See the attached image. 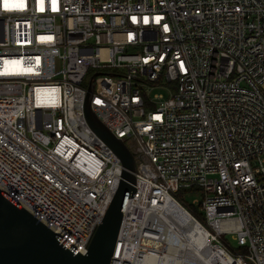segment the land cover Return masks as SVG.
I'll return each instance as SVG.
<instances>
[{
  "label": "built area",
  "instance_id": "built-area-1",
  "mask_svg": "<svg viewBox=\"0 0 264 264\" xmlns=\"http://www.w3.org/2000/svg\"><path fill=\"white\" fill-rule=\"evenodd\" d=\"M91 83L136 163L110 264H165L168 201L264 264V0H0V189L81 254L123 171Z\"/></svg>",
  "mask_w": 264,
  "mask_h": 264
},
{
  "label": "water",
  "instance_id": "water-1",
  "mask_svg": "<svg viewBox=\"0 0 264 264\" xmlns=\"http://www.w3.org/2000/svg\"><path fill=\"white\" fill-rule=\"evenodd\" d=\"M85 103L90 127L118 155L123 165L119 187L88 246L86 254L72 251L47 225L0 189V264H110L127 200L135 193L136 163L127 144L103 124Z\"/></svg>",
  "mask_w": 264,
  "mask_h": 264
},
{
  "label": "bare ground",
  "instance_id": "bare-ground-1",
  "mask_svg": "<svg viewBox=\"0 0 264 264\" xmlns=\"http://www.w3.org/2000/svg\"><path fill=\"white\" fill-rule=\"evenodd\" d=\"M165 205V264H210V254L222 257L227 264H245L233 259L227 251H218L208 245L200 225L177 203L168 201Z\"/></svg>",
  "mask_w": 264,
  "mask_h": 264
},
{
  "label": "rangeland",
  "instance_id": "rangeland-1",
  "mask_svg": "<svg viewBox=\"0 0 264 264\" xmlns=\"http://www.w3.org/2000/svg\"><path fill=\"white\" fill-rule=\"evenodd\" d=\"M144 89H145V87H143ZM152 93L153 94H160V93H163V91L162 90H160V89H154V90H152ZM126 144H129V141H128V139L126 140ZM183 198H184V200L185 201H187V202H192V201H194V200H201V197H200V195L199 194H192V195H185V194H182L181 195ZM181 203H183L182 202V200H180L179 198H178V196L176 197ZM187 209L190 211V209L187 207ZM191 213H193L192 211H191ZM193 215H195L194 213H193ZM196 216V215H195ZM224 239H226L233 247H237V245H236V241H234L233 239H232V234H225L224 235Z\"/></svg>",
  "mask_w": 264,
  "mask_h": 264
},
{
  "label": "trees",
  "instance_id": "trees-1",
  "mask_svg": "<svg viewBox=\"0 0 264 264\" xmlns=\"http://www.w3.org/2000/svg\"><path fill=\"white\" fill-rule=\"evenodd\" d=\"M194 190H196L195 188H191V189H188V191H194ZM184 191H186V190H181L179 193H178V198L180 199V200H182L183 199V197L181 196L182 194H183V192ZM190 212H191V210H190Z\"/></svg>",
  "mask_w": 264,
  "mask_h": 264
},
{
  "label": "snow or ice",
  "instance_id": "snow-or-ice-1",
  "mask_svg": "<svg viewBox=\"0 0 264 264\" xmlns=\"http://www.w3.org/2000/svg\"><path fill=\"white\" fill-rule=\"evenodd\" d=\"M4 7L7 9L10 7V5H8L7 3H5Z\"/></svg>",
  "mask_w": 264,
  "mask_h": 264
}]
</instances>
